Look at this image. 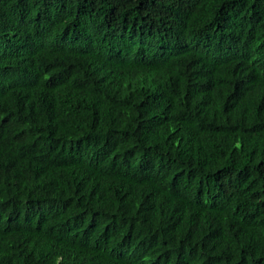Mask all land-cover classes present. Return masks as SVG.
Masks as SVG:
<instances>
[{
    "label": "trees",
    "instance_id": "trees-1",
    "mask_svg": "<svg viewBox=\"0 0 264 264\" xmlns=\"http://www.w3.org/2000/svg\"><path fill=\"white\" fill-rule=\"evenodd\" d=\"M262 107L264 0H0V264H264Z\"/></svg>",
    "mask_w": 264,
    "mask_h": 264
},
{
    "label": "clouds",
    "instance_id": "clouds-1",
    "mask_svg": "<svg viewBox=\"0 0 264 264\" xmlns=\"http://www.w3.org/2000/svg\"><path fill=\"white\" fill-rule=\"evenodd\" d=\"M23 10H24V9H22V7L16 5V6L12 9L11 13H13L14 16H15L16 18H18V17L21 15V13L23 12ZM237 78H239V77H237ZM247 83H248V84L253 83L254 88H253L251 91L256 92L257 78L253 79V82H247ZM240 96H241V94H240ZM249 96H250L249 94H246V95H244V96H241V99H246V98L249 97ZM238 98H239V97H238ZM260 104H262V103H260ZM260 104H259V105H260ZM260 106H261V105H260ZM262 109H263V111H264V108H263V107H262ZM170 152H171V151H169V153H166V154H170ZM166 154H165V155H166ZM48 214H49V211H48L46 208H44V207H42V206H38L36 202H34V203L32 204V207H31V215L33 216V221H35L36 224H37V222H39V220H41V219L47 217ZM26 218H28V217H26Z\"/></svg>",
    "mask_w": 264,
    "mask_h": 264
}]
</instances>
